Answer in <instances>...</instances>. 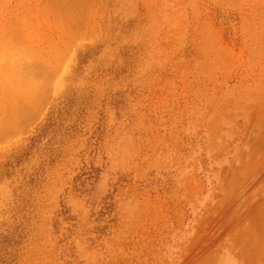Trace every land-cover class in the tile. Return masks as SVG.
I'll list each match as a JSON object with an SVG mask.
<instances>
[{
    "label": "rangeland",
    "instance_id": "1",
    "mask_svg": "<svg viewBox=\"0 0 264 264\" xmlns=\"http://www.w3.org/2000/svg\"><path fill=\"white\" fill-rule=\"evenodd\" d=\"M0 264H264V0H0Z\"/></svg>",
    "mask_w": 264,
    "mask_h": 264
},
{
    "label": "bare ground",
    "instance_id": "2",
    "mask_svg": "<svg viewBox=\"0 0 264 264\" xmlns=\"http://www.w3.org/2000/svg\"><path fill=\"white\" fill-rule=\"evenodd\" d=\"M34 89V88H33ZM20 90V89H19ZM17 93V92H16ZM27 94V93H26ZM29 94V93H28ZM18 95V94H17ZM19 96H21V95H19ZM15 102H17L16 100H15ZM11 106V105H10ZM36 107V106H35ZM21 108V107H20ZM20 108H19V105H18V109L20 110ZM14 111V110H13ZM25 111V110H24ZM15 112V111H14ZM10 113V112H9ZM13 119V118H12Z\"/></svg>",
    "mask_w": 264,
    "mask_h": 264
}]
</instances>
